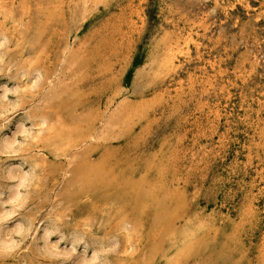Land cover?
<instances>
[{"label":"rangeland","instance_id":"obj_1","mask_svg":"<svg viewBox=\"0 0 264 264\" xmlns=\"http://www.w3.org/2000/svg\"><path fill=\"white\" fill-rule=\"evenodd\" d=\"M0 264H264V0H0Z\"/></svg>","mask_w":264,"mask_h":264},{"label":"bare ground","instance_id":"obj_2","mask_svg":"<svg viewBox=\"0 0 264 264\" xmlns=\"http://www.w3.org/2000/svg\"><path fill=\"white\" fill-rule=\"evenodd\" d=\"M173 53V52H172ZM174 57H175V55H174ZM165 58V61H167L168 60V55L167 56H165L164 57ZM98 167H99V165H92L91 166V168L89 167V171H95L94 169H98ZM83 180H86L85 178H86V176L89 178V175H88V172L86 171V170H84V171H82L81 173H80V175H79ZM85 177V178H84ZM22 178V177H21ZM21 180V179H20ZM88 180V179H87ZM90 181V180H89ZM132 191V190H131ZM137 192V191H136ZM134 193V192H133ZM138 193V192H137ZM136 193V194H137ZM135 194V195H136ZM13 196H15V194H13ZM134 196V195H133ZM137 196V195H136ZM145 196V195H144ZM136 199H137V197H135ZM135 199V200H136ZM131 200V199H130ZM133 203H134V201H132ZM137 202V201H136ZM135 202V203H136ZM139 204V203H138ZM136 205V204H135ZM183 240H181V242H180V244H179V248H178V251L180 250V249H183L182 247H183V244H185V242L184 241H186V239L183 237L182 238ZM185 252V251H184Z\"/></svg>","mask_w":264,"mask_h":264}]
</instances>
